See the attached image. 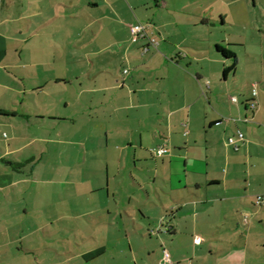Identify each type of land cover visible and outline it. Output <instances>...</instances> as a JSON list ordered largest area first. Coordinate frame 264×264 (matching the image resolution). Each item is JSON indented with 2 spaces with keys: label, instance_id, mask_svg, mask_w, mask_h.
<instances>
[{
  "label": "crops",
  "instance_id": "0c3cea01",
  "mask_svg": "<svg viewBox=\"0 0 264 264\" xmlns=\"http://www.w3.org/2000/svg\"><path fill=\"white\" fill-rule=\"evenodd\" d=\"M256 8L0 0V264H264Z\"/></svg>",
  "mask_w": 264,
  "mask_h": 264
},
{
  "label": "built area",
  "instance_id": "2783aa9c",
  "mask_svg": "<svg viewBox=\"0 0 264 264\" xmlns=\"http://www.w3.org/2000/svg\"><path fill=\"white\" fill-rule=\"evenodd\" d=\"M132 34H133V40L137 41L140 38H144L147 36V28L143 24H136L132 27ZM152 41H153V43L156 44V41L154 39ZM147 49H148V47L145 48L146 51H147ZM125 72L127 73L128 70H125ZM254 95H257V89L256 88L254 89ZM232 99H233V101H238L237 97H233ZM251 107L253 109L257 108V100L255 98H253V100L251 102ZM244 138H245L244 133L242 131H239L236 137L232 136L229 138L228 143L233 145L235 147V149H239V141L243 140ZM156 152L158 153V155H163L167 152V148L162 146V147L158 148L156 150ZM263 202H264V195H261V194L258 195L256 203L260 205ZM203 241H205V238H201V237L196 238V242H198V243L203 242ZM170 260H171L170 252L167 249H164L163 250V258L159 264H170Z\"/></svg>",
  "mask_w": 264,
  "mask_h": 264
},
{
  "label": "rangeland",
  "instance_id": "374dc122",
  "mask_svg": "<svg viewBox=\"0 0 264 264\" xmlns=\"http://www.w3.org/2000/svg\"><path fill=\"white\" fill-rule=\"evenodd\" d=\"M251 6V11L248 10V7ZM254 7V0H246V26L254 24L258 20V16L260 17L262 14L258 13L260 12L259 8L253 9ZM258 11V12H257ZM238 80L233 78L231 80V84L234 88L233 94L243 100L245 98V93H247L248 86L252 84H247L248 78H246V74L240 73V75L237 77ZM238 82V83H237ZM246 87V88H244ZM231 94V95H233Z\"/></svg>",
  "mask_w": 264,
  "mask_h": 264
},
{
  "label": "trees",
  "instance_id": "16d2710c",
  "mask_svg": "<svg viewBox=\"0 0 264 264\" xmlns=\"http://www.w3.org/2000/svg\"><path fill=\"white\" fill-rule=\"evenodd\" d=\"M217 48H218V50L225 56V57H227V58H233V64L229 67V68H227L226 70H225V75L228 73V72H230V71H234L235 69H236V66H237V56H236V54L234 53V52H232V51H230V50H228V49H226V48H223V47H221V46H217Z\"/></svg>",
  "mask_w": 264,
  "mask_h": 264
}]
</instances>
